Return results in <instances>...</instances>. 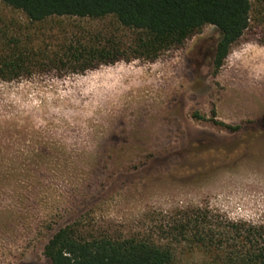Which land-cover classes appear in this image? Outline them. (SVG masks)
Masks as SVG:
<instances>
[{"label": "rangeland", "instance_id": "1", "mask_svg": "<svg viewBox=\"0 0 264 264\" xmlns=\"http://www.w3.org/2000/svg\"><path fill=\"white\" fill-rule=\"evenodd\" d=\"M250 1L251 26L219 69L208 25L155 61L82 73L66 48L131 32L113 17L31 22L0 1V27L33 41L38 65L0 81V264H50L48 240L79 219L117 239L167 237L193 208L264 227V0Z\"/></svg>", "mask_w": 264, "mask_h": 264}, {"label": "trees", "instance_id": "2", "mask_svg": "<svg viewBox=\"0 0 264 264\" xmlns=\"http://www.w3.org/2000/svg\"><path fill=\"white\" fill-rule=\"evenodd\" d=\"M24 13L31 22L52 17L105 19L113 17L131 32L126 40L98 37L70 45L69 66L82 73L97 65L120 60L155 61L182 46L204 27L218 28L213 62L223 66L233 46L251 26L250 0H0ZM0 27V81L29 76L33 63L28 38L15 37ZM229 130L236 127L218 123ZM264 127V126H263ZM167 237L113 238L89 230L80 219L58 229L48 240L44 255L50 264H183L193 250L200 264H264V227L219 226L206 211L193 208L177 213ZM183 247V248H181ZM183 257V258H182Z\"/></svg>", "mask_w": 264, "mask_h": 264}]
</instances>
